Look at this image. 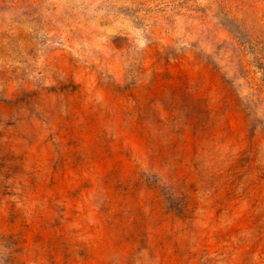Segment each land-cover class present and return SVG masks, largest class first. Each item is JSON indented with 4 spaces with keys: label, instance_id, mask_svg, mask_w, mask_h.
<instances>
[{
    "label": "rangeland",
    "instance_id": "374dc122",
    "mask_svg": "<svg viewBox=\"0 0 264 264\" xmlns=\"http://www.w3.org/2000/svg\"><path fill=\"white\" fill-rule=\"evenodd\" d=\"M0 264H264V0H0Z\"/></svg>",
    "mask_w": 264,
    "mask_h": 264
}]
</instances>
